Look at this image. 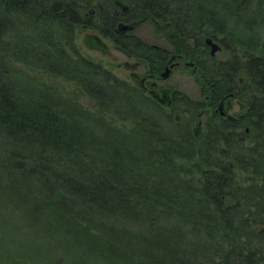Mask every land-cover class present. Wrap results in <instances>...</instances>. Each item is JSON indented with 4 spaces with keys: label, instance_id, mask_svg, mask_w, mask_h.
Wrapping results in <instances>:
<instances>
[{
    "label": "trees",
    "instance_id": "trees-1",
    "mask_svg": "<svg viewBox=\"0 0 264 264\" xmlns=\"http://www.w3.org/2000/svg\"><path fill=\"white\" fill-rule=\"evenodd\" d=\"M146 24L207 104L166 110L76 42L95 32L157 77L169 50ZM229 94L235 116L209 117ZM3 205L62 237L50 264H264V0H0Z\"/></svg>",
    "mask_w": 264,
    "mask_h": 264
},
{
    "label": "rangeland",
    "instance_id": "rangeland-1",
    "mask_svg": "<svg viewBox=\"0 0 264 264\" xmlns=\"http://www.w3.org/2000/svg\"><path fill=\"white\" fill-rule=\"evenodd\" d=\"M119 28V34H126ZM126 32H132V30ZM236 33H240V31L238 30ZM134 34L145 43L152 44L158 48L167 50L171 48V45L168 44L164 37L159 32L157 33L149 24L137 27ZM76 42L81 49L82 55L89 57L93 62L99 63L105 70H109L114 77H118L127 84L138 87L136 81L149 78L146 75H153L151 71L146 73L148 68H145V64L137 63L139 59L137 60L132 56H128V58L126 55L121 54L122 52L114 48L113 44L102 39L95 32H82L77 35ZM205 45L207 46L206 42ZM207 48L209 49L208 46ZM211 57L223 59L224 55L219 50ZM175 58V56H172L170 61ZM190 67H192V64L189 63L179 68H175L174 65H170V67L162 66L158 74H156L160 80H154V83L166 90L164 91L165 95H169L173 90L178 95H187L193 102H199L203 100L205 94L201 91V87L191 78L194 70H191ZM162 74L168 77H163ZM143 91L148 94L147 91ZM199 93H201V97H199ZM154 94L157 95L156 92ZM148 97L153 98L156 104L163 106L166 110H170L171 107L167 105L166 99H164L165 103L160 104L155 97L149 94ZM79 104L89 109L94 107L93 101L87 98L85 100L79 98ZM219 109H221V106ZM176 117L181 119L178 115ZM195 124H198V122H193L190 126L192 129L195 128L193 134L195 131L200 130L199 127H195ZM244 140V137L239 138L241 142ZM43 226L44 224L42 223L35 224L29 217L23 216L21 211L13 210L10 206L3 205V207H0V264H50L54 256L58 258L65 256L66 246L62 237L50 234L51 232H45ZM70 255L73 254L71 253Z\"/></svg>",
    "mask_w": 264,
    "mask_h": 264
},
{
    "label": "flooded vegetation",
    "instance_id": "flooded-vegetation-1",
    "mask_svg": "<svg viewBox=\"0 0 264 264\" xmlns=\"http://www.w3.org/2000/svg\"><path fill=\"white\" fill-rule=\"evenodd\" d=\"M132 31H133V29H132ZM148 44V43H147ZM150 46H151V48H153V49H155L156 51L157 50H159L160 49V47L158 48V47H156V46H153L152 44H150ZM119 52H121V51H119ZM121 54H123V53H121ZM123 55H125V54H123ZM128 57V56H127ZM129 58V57H128ZM172 58V52H170V50L168 51V53H167V55H166V57L163 59V66L164 67H167V66H169L170 67V65H174L175 66V68H179V67H184L185 66V64H187V63H190L188 60H186V59H184V58H175L174 60H171L170 61V59ZM137 63H139V64H143L144 62L143 61H141V60H138L137 61ZM192 63V62H191ZM144 67V66H143ZM190 69L192 70H194V74L191 76V78L192 79H194V81L196 82V84L197 85H199L200 87H201V84L203 85V86H208L209 84L205 81V79H203V77H204V73H199V72H197V71H195V67L193 66V63H192V67H190ZM147 72H149V71H147L146 70V73ZM190 74V73H189ZM147 77H149V78H143V80H138V81H136V79H134L135 81H136V83H137V86L141 89V90H145V91H147L149 94L151 93V95L153 96V97H155L156 98V100L161 104V103H165V101H164V99H166L167 100V105H169V107H171L172 106V103L174 104V101H177V98H176V96H175V91H173L172 90V92L169 94V95H165V93H164V91H166V90H163L162 88V86L161 87H159V86H157L155 83H154V80H160V79H158L157 77H155L154 75H151V74H149V75H146ZM134 80H133V82H134ZM213 86H210V91L211 90H213ZM168 91V90H167ZM154 92H156L157 93V95H155L154 94ZM177 93V92H176ZM178 94V93H177ZM199 97H201V93H199ZM229 96V97H228ZM231 95L229 94V95H226V96H220L219 98H218V101H217V103H216V107H215V110H213L212 112H211V114L210 115H208L209 117H212V116H219V117H221V118H223V119H227V118H230V117H232V116H235V113H236V111H237V107L239 108V106H236V104L234 103V101H233V99H232V97H230ZM180 98V97H179ZM209 99H210V96L209 95H205L204 96V98H203V100H201V101H199L200 103H208L209 102ZM178 103V102H177ZM220 106H221V109H219L220 108ZM172 108V107H171ZM170 108V110H172ZM197 118H200L202 121L205 119V117L207 116L206 115V112H204V109H202V110H200L198 113H197ZM196 126L197 127H199V129L200 130H198V131H195V133H194V137L196 136H198L199 134H201L202 133V129H203V127H202V122L201 121H199L198 122V124H196ZM195 126V127H196ZM201 132V133H200ZM244 133L245 134H247L248 133V130L246 129L245 131H244ZM245 139V138H244ZM243 140V139H242ZM242 142H245V140L244 141H242Z\"/></svg>",
    "mask_w": 264,
    "mask_h": 264
},
{
    "label": "water",
    "instance_id": "water-1",
    "mask_svg": "<svg viewBox=\"0 0 264 264\" xmlns=\"http://www.w3.org/2000/svg\"><path fill=\"white\" fill-rule=\"evenodd\" d=\"M120 28V30L123 32V33H126V31H131L132 29H133V27L132 26H127V25H125V26H123V25H120L119 26ZM122 27V28H121ZM206 44H207V46L209 47V51H210V54H211V56H213V55H215V53L217 52V51H219L218 49H219V46H218V44L216 43V42H212V40H207L206 41ZM163 75V77H168L167 75H164V74H162ZM164 79H166V78H164Z\"/></svg>",
    "mask_w": 264,
    "mask_h": 264
},
{
    "label": "bare ground",
    "instance_id": "bare-ground-1",
    "mask_svg": "<svg viewBox=\"0 0 264 264\" xmlns=\"http://www.w3.org/2000/svg\"><path fill=\"white\" fill-rule=\"evenodd\" d=\"M148 94H149V93H148ZM149 95L152 96L151 93H150Z\"/></svg>",
    "mask_w": 264,
    "mask_h": 264
}]
</instances>
